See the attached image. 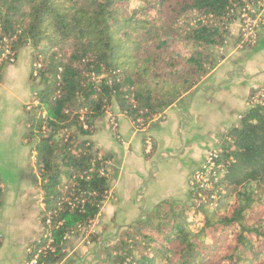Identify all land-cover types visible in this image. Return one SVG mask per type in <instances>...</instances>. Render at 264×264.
Wrapping results in <instances>:
<instances>
[{"label": "trees", "instance_id": "trees-1", "mask_svg": "<svg viewBox=\"0 0 264 264\" xmlns=\"http://www.w3.org/2000/svg\"><path fill=\"white\" fill-rule=\"evenodd\" d=\"M228 6L227 0H0V44L10 40L16 60L17 44H31L44 57L38 78L30 76L42 89L23 108L30 118L22 142L34 153L33 184L44 207L43 231L26 248L25 264L35 255L36 264H58L67 238L98 217L113 157L90 137L107 108L115 103L141 129L190 92L207 75L210 48L224 42L225 31L216 22L184 34L177 23L196 11L220 25ZM228 136L209 174L211 189L196 187L199 203L158 205L107 249L106 264H264L263 108H250ZM1 196L0 189V202Z\"/></svg>", "mask_w": 264, "mask_h": 264}, {"label": "rangeland", "instance_id": "rangeland-1", "mask_svg": "<svg viewBox=\"0 0 264 264\" xmlns=\"http://www.w3.org/2000/svg\"><path fill=\"white\" fill-rule=\"evenodd\" d=\"M228 21H225L227 23V26H225L226 23L224 22L219 25V21H215L211 18H205L204 15H201L196 11H189L180 18V20L177 23V27L178 28L180 27V29L183 31L182 33L186 34L191 29L193 30L194 28H196L199 24H201L202 26L208 24L214 25V23L216 24L217 22V25L219 26V32L220 33H223L224 31L225 32L223 33L224 42L219 43L215 47L210 48L209 55L211 60L213 61V64L215 62L212 58V55H214L216 52L218 53V56L220 55L223 57L228 56L229 53L231 52L236 57H243V60L240 62L242 63L243 66H241V68L239 69L236 66L237 70L235 71L233 77L234 82H236L237 79H240V77L248 78L251 81L263 80V82L261 81L262 82L261 86L250 91L246 101L244 102L243 108H238V107L234 108L235 113L233 118H231L230 120H226L225 123H221L222 120L217 119L215 117L216 119L214 118V122L216 124V128L219 127L220 129L216 130L215 135L214 133H211L210 138L205 137L203 139L204 143H202V141L196 142L193 147L199 146L200 147L199 150L194 151L192 149L193 152L191 151V153L188 154L185 153V150L183 152V155L182 153H179L181 149H179L178 151L176 150V152H174L167 148L166 149L162 148L160 152L158 149L159 147L155 145L153 136L151 135L146 136L145 132H143L142 133L143 136H141L142 140L140 139V135H136L131 138L132 127L129 126L130 124L128 125L125 122H120L119 132L125 134V139L124 138L123 139L125 140V142L128 141L130 143L129 144L130 150L134 155L138 154L141 141L143 144V150L147 149L146 147L149 148V146L151 145L148 156L149 158L147 157L148 159H146L149 162V172H147V174H149V181H148L149 195L144 188L135 191V188H137V186H135L132 196L130 198L134 202V204H138L139 206L138 208L139 212H137V215L129 214L130 213L129 212L128 215L127 214L124 215L125 219H121L119 214L117 216L114 215L112 219H107V218L105 219L103 215L102 216L98 215L99 217L96 218L94 222H92L90 227H88L87 229H82L78 233L69 236L67 238L68 241L66 247L69 248L71 251H75V254L73 255L77 254V256H75V258H70L67 261V264H79L78 259L79 260L83 259L84 264H106L105 260H106L107 249L116 246L117 244L120 243V241H123L125 239L126 234H128L129 232H131V230H133L135 226L134 225L135 222L144 218L145 213H143V211L146 212L151 209L154 210L158 205L163 203L162 201L167 202L170 205L178 204V205L190 206L192 203H199L200 196L198 199L193 198V195L196 191V187L199 186L202 189H211L209 188L210 185L208 183V180L211 169L215 165L214 160L217 156V152L219 151L222 143L225 140L229 139L228 133L234 127L239 126V122L242 116L250 108L256 107L254 105H257L259 103V101L261 100L260 97L257 99L259 93L264 92V73H259L258 71H254L256 70V68H258L257 65H262L261 60L264 61V49H263L264 41H262L263 43L261 42V44H259L257 50L255 51L253 50L256 48L258 43L255 45V47L252 48H245V49L240 48L238 46L239 23L238 21L233 22L231 19L229 23ZM229 36L236 37L235 38L236 40L232 43V45H228L230 44ZM177 40H176L177 45H175V47L181 48L182 42L179 38H177ZM16 46H17L16 48L17 53L23 51L20 54V61H22V58L26 57L25 55H29L31 59V68H32V63L34 62L43 64L44 57L42 55L37 56L39 52L38 50L33 49L31 44H28L27 46H18L17 44ZM226 47L230 48L227 54H226ZM67 49H68L67 47H64L63 50L66 51ZM261 54H263V56L259 57V55ZM36 56L37 58L35 59L34 57ZM263 66L264 65H262V68ZM211 67L212 65L208 68V73ZM242 67L245 69L244 72L242 71ZM30 76H31V72H30ZM206 76L203 77L201 81L205 79ZM38 82L39 81L37 80L34 81V83H37V86L39 87L37 89V92H39L42 89V87L39 85ZM33 97L34 96H32V98ZM252 99L254 104H252L251 102ZM116 107L118 108V106L115 103H113L110 107L107 108V112L105 116L97 121V122L101 120L104 121L109 130L107 132L104 131L103 132L104 134L101 135L99 132V134H97L96 139L99 140L98 138L102 136L103 143L101 144L103 147L106 146V147H115V148L123 149L122 146L120 145L122 144V142H120L119 135L117 134L118 122L115 116L112 115L113 112L111 110L112 108H116ZM161 111H159L155 116H157ZM218 111L219 112L223 111L222 106H219ZM14 112L15 109L12 110V116H14L15 118L19 117L17 124L12 126V132L9 136L8 143L4 142V144L1 146V147L6 146L4 153L0 151V178L2 179V182L6 187V189L8 191L12 190L11 193L13 194L12 195L13 198H7L5 200V205L2 208V211L0 212V225L5 229H8V233L4 234L5 241L3 242V247L2 249H0V251L3 252L5 257H7L8 255L10 257L12 256V258L20 255L23 242H28L36 238L35 237L36 232L39 229L38 224L40 225V232L42 234L43 230L40 224V213L42 209H44L42 204L41 190L39 186L33 184V174L31 178V184L28 181L30 185H28L27 189H25L26 191L27 190L30 191L29 199H27L28 196L27 194L19 193L18 186L12 187L13 185L16 184L15 179L20 178V173L18 172V170H19V166L22 164V159L20 156V151L22 150L21 140H22V136L26 132L25 131L23 133L25 129L24 115L22 113L20 114V111L18 113H14ZM118 112L120 115H123L120 112L119 108H118ZM107 114L110 115L106 120L104 118L107 117ZM112 119H114L117 123L116 128L111 127L110 121ZM202 120L203 118L200 119V124H198L199 126H201L202 122L204 121ZM140 122L142 123V121ZM194 122L197 121L194 120ZM96 125L97 124H95V127ZM211 125L212 123L210 124V127L213 128V126ZM142 128L145 129L146 126H143ZM141 129H137V130H141ZM7 147H8V151H7ZM94 147L98 149L95 146V144ZM31 150L32 149L30 147L31 160H32V164L30 167H31V172L35 173L34 153H32ZM102 153L104 152L102 151ZM211 156H215V158H212L213 159L212 162H209V158ZM117 165L118 162L114 161L113 163V161H111L110 163H108L106 167L107 174L109 177V185L111 187L110 189H112L113 193H115L116 196H118L119 188L123 186V184L119 182L116 185V181H115L116 177L113 176V171L115 173ZM8 185L11 186L10 189ZM0 189L3 193L4 188L2 184L0 185ZM114 199H115L114 195L109 193L105 202L113 201ZM124 199L126 200V196H124ZM26 201H28V203H26ZM105 202L102 203L101 208L103 207ZM108 204H111V202H108ZM24 205L26 206L28 205L29 209L27 212L21 209ZM107 212L108 209L105 208L104 213L106 214ZM13 218H15L14 221H12ZM31 243L33 242L30 241V243L27 244L30 245Z\"/></svg>", "mask_w": 264, "mask_h": 264}, {"label": "crops", "instance_id": "crops-1", "mask_svg": "<svg viewBox=\"0 0 264 264\" xmlns=\"http://www.w3.org/2000/svg\"><path fill=\"white\" fill-rule=\"evenodd\" d=\"M235 38L236 37L229 36L230 44L228 45H232V43L236 40ZM263 39L264 29L260 32L258 44L253 51L257 50L259 44L264 41ZM229 50L230 48L226 47V54L229 52ZM22 52L23 51L19 53L15 63L6 65L0 73V147L4 144V142L8 143L9 136L12 132V126L17 124L19 117L15 118L12 116L13 109H15L14 113H18L20 111V114L22 113L24 115L25 129L23 133L26 131V122L30 116L25 113L23 108L29 104L32 96L39 88L37 83L31 82L30 80L31 59L29 55H25L26 57L22 58V61H20V54ZM234 56L235 55L232 52L229 53L228 56L224 57L220 55L218 56L217 52L212 55L215 63L212 64V67L209 70L206 78L197 84V86H195L191 92L183 95L173 105L167 109H164L157 116L151 119L145 129L142 128L141 130H137L125 116L119 114L117 107V109L112 108V115L115 116L118 122L117 134L119 135L120 142H122L120 145L123 149L106 146L103 147L101 144L103 143L102 136L98 138L99 140H97L96 137L99 132L101 135L104 134V131L107 132L109 129L102 120L96 123L97 125L95 134L90 138V140L101 152L103 151L105 154H110L113 157V163L114 161L118 162L115 173L113 171V176L116 177V185L118 182L123 184V186L119 188L118 196H116L112 189H110L109 193L113 194L115 199L113 201H106L104 203L99 216L103 215L105 219H112L114 215L117 216L119 214L121 219H125L124 215H128L129 212V214L137 215V212H139V206L138 204H134L130 198L135 186H137L135 191L144 188L149 195V174H147V172H149V162L146 159L149 158L148 156L151 145L149 148L146 147L147 149L143 150V144L141 141L139 152L138 154L134 155L130 150V143L128 141L125 142L124 140L125 134L119 132L120 122H125L128 125L130 124L129 126L132 127L131 138L133 136L140 135V139L142 140L141 136H143V132H145L146 136H153L155 145L159 147L158 149L160 152L162 148H167L174 152L181 149L179 153H182V155L184 150L186 154L191 153L192 149L194 151H198L200 147H193L195 143L198 141H202V143H204L203 139L205 137L210 138L211 133H214L215 135L216 130L220 129L219 127L216 128L214 118L216 117L217 119L222 120L221 123H225L226 120L233 118L235 113L234 108H243L244 102L246 101L250 91L261 86L263 82V80L251 81L248 78L242 77L234 82L233 77L235 71L237 70L236 66L238 69L243 66L242 63H240L243 60V57ZM262 56L263 54L259 55V57ZM261 61L262 65H264V61ZM262 65H257L258 68H256L254 71L264 73V66L262 68ZM244 70L245 69L242 67L243 72ZM219 106H222V112L218 111ZM110 114H107V117L104 119L107 120ZM201 118H203L204 121H202L206 123L202 122L201 126H199L198 124H200ZM194 120L197 122H194ZM211 123L213 128L210 127ZM21 146L22 150L20 151V156L22 159V164L19 166L18 170L20 173V178L15 179L16 184L14 183L15 185L12 187L18 186L19 193L27 194V199H29L30 191H26L25 189H27L28 185L31 184V178L33 174L30 167L32 164L31 152L30 147L24 145L23 142ZM5 147L6 146L0 148L2 153H4ZM0 181L4 188L1 196V212L5 205V200L7 198H13V194L11 193L12 190L8 191L6 189L1 178ZM8 187L9 189L11 188L10 185H8ZM109 188H111L110 185ZM124 196H126V200L124 199ZM28 201H26V203H28ZM108 202H111V204H108ZM105 208L108 209L106 214L104 213ZM21 209L27 212L29 208L28 205H24ZM152 210L153 209L146 212L143 211V213L146 214ZM14 219L15 218H13L12 221H14ZM38 227L39 229L36 232V238L34 240H30L32 242L37 240V237L39 239L41 236L39 224ZM7 233L8 229H5L0 225V235L3 239V242L5 241L4 234ZM30 241L23 242L20 255L15 256L14 258L8 255L5 257L3 252L0 251V264H25L24 259L26 256V248L28 247L27 243H30ZM67 241L65 247L67 246ZM3 242L0 249L3 247ZM65 250L66 254H68L65 255V258L59 264H67V261L70 258H75V256H77V254L73 255L75 254V251H71L67 247ZM78 263L84 264L83 259H78Z\"/></svg>", "mask_w": 264, "mask_h": 264}, {"label": "built area", "instance_id": "built-area-1", "mask_svg": "<svg viewBox=\"0 0 264 264\" xmlns=\"http://www.w3.org/2000/svg\"><path fill=\"white\" fill-rule=\"evenodd\" d=\"M228 10L225 21H238L239 23V44L240 48H252L258 43L259 34L264 29V0H227ZM224 21V23H226ZM228 21V23H229ZM230 25V24H229ZM227 26V23H226ZM10 40L4 38L0 44V68L16 62V56L10 47ZM41 69V63H32L31 75L33 78H38V71ZM1 73V72H0ZM257 97V96H256ZM261 98L259 103L254 106H259L264 110V92L259 93L258 98ZM252 104L253 99H252ZM111 127L116 128L117 123L114 119L110 121ZM211 156L209 162H212ZM2 237L0 235V246L2 245ZM36 257L27 264H36Z\"/></svg>", "mask_w": 264, "mask_h": 264}]
</instances>
